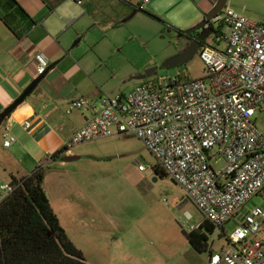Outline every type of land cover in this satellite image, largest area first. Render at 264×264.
I'll use <instances>...</instances> for the list:
<instances>
[{"label": "built area", "instance_id": "1", "mask_svg": "<svg viewBox=\"0 0 264 264\" xmlns=\"http://www.w3.org/2000/svg\"><path fill=\"white\" fill-rule=\"evenodd\" d=\"M154 1L141 0L136 10ZM213 24V43L198 52L205 79L151 77L124 95L71 102L67 115L82 111L90 117L65 150L117 136L140 140L186 201L214 225L207 264H264V208L247 209L264 191V134L253 122L264 114V24L231 6ZM36 60L37 78L45 76L47 58ZM12 125L8 121L7 128ZM24 127L30 129V122ZM15 142L5 135V148ZM221 162L225 166L216 170ZM15 190L11 184L0 189V208Z\"/></svg>", "mask_w": 264, "mask_h": 264}, {"label": "rangeland", "instance_id": "2", "mask_svg": "<svg viewBox=\"0 0 264 264\" xmlns=\"http://www.w3.org/2000/svg\"><path fill=\"white\" fill-rule=\"evenodd\" d=\"M228 6L249 18L256 13L264 16V0H229ZM145 9L127 22L114 18L90 26L73 45L105 50L102 41L108 37L119 47L130 70L143 73L158 68L153 77L181 73L192 80L205 79V65L198 53L185 65L164 67L187 48L188 40L180 32L194 28L204 18L197 0H155ZM206 41L213 43L214 36ZM116 84L128 93L141 82L131 80L123 85L119 80ZM253 122L264 134V114L258 112ZM67 153L76 159L67 162L61 157L53 171L60 187L65 184L62 188L69 191L76 186L77 193L71 192L75 195L71 200L56 199L54 209L88 264H206L207 254L196 252L185 237L203 223L202 214L186 201L184 191L171 178H160L154 172L157 162L140 140L117 136ZM140 166L146 171L141 172ZM224 166L221 162L214 167L221 170ZM77 195L82 209L75 203ZM255 206L264 208V191L247 209ZM228 229L232 232L234 227Z\"/></svg>", "mask_w": 264, "mask_h": 264}, {"label": "crops", "instance_id": "3", "mask_svg": "<svg viewBox=\"0 0 264 264\" xmlns=\"http://www.w3.org/2000/svg\"><path fill=\"white\" fill-rule=\"evenodd\" d=\"M140 2L84 0L83 6H78L72 0H0V114L37 79V56L42 54L49 62L44 79L26 102L0 123V189L11 184L12 178L28 177L37 167L45 165L51 169L45 178V189L54 211L56 199L71 200L72 194L77 193L76 186L69 191L62 188L65 184L60 187L52 159L90 117L82 111L67 115L71 102L127 94L116 82L120 80L125 85L135 80L132 76L144 72L137 68L130 70L119 47L108 37L102 41L105 50L89 51L73 43L81 41L90 26L109 19L113 22L114 18L127 22L136 15L134 11ZM218 2L197 0V5L205 17ZM251 16L247 18L264 24L262 14ZM8 121L13 122L10 129ZM25 122H30V129H25ZM7 133L16 138L9 148L4 147ZM63 156H68L67 151ZM75 199L82 209L81 197L77 195Z\"/></svg>", "mask_w": 264, "mask_h": 264}, {"label": "trees", "instance_id": "4", "mask_svg": "<svg viewBox=\"0 0 264 264\" xmlns=\"http://www.w3.org/2000/svg\"><path fill=\"white\" fill-rule=\"evenodd\" d=\"M19 11L28 18L21 8ZM138 12L135 9L134 14ZM65 152H57L52 159H61ZM50 171V167L41 165L28 177L12 178L11 185L16 190L0 208V264H88L53 210L45 189ZM154 172L160 178L167 177L158 166ZM214 233V225L204 219L185 237L196 252L207 254Z\"/></svg>", "mask_w": 264, "mask_h": 264}, {"label": "water", "instance_id": "5", "mask_svg": "<svg viewBox=\"0 0 264 264\" xmlns=\"http://www.w3.org/2000/svg\"><path fill=\"white\" fill-rule=\"evenodd\" d=\"M229 0H219V2L216 4L214 9L209 12L204 20L200 22L197 26L194 28L188 30L185 32L186 35H191L193 33H196L204 28V33L200 36V41H206L214 32L212 28H208V26L215 21L218 16L222 13V11L228 6ZM80 42V40L78 41ZM200 43L194 42L189 47H187L182 53L179 55L173 57L172 59L168 60L165 64V68H172V67H178L187 64L190 62L198 53V50L200 48ZM158 68H152L147 71H145L141 76H138L134 78L138 82L145 81L147 79H150L153 77V75L156 73ZM45 76H41L37 78L26 90L25 92L14 102L12 106L7 108L2 114H0V123L3 124L4 121L10 117L20 106H22L26 100L29 98V96L33 93V91L37 88V86L42 82ZM76 158L72 156H65L63 158L64 161H73Z\"/></svg>", "mask_w": 264, "mask_h": 264}, {"label": "flooded vegetation", "instance_id": "6", "mask_svg": "<svg viewBox=\"0 0 264 264\" xmlns=\"http://www.w3.org/2000/svg\"><path fill=\"white\" fill-rule=\"evenodd\" d=\"M205 18V17H204ZM204 18H203V20H204ZM202 20V21H203ZM201 21V22H202ZM208 28H212L214 31H215V27H214V24L213 23H211L209 26H208ZM205 29L206 28H204V29H202V30H200V31H198V32H196V33H193V34H191V35H186L185 33L184 34H182V36L183 37H185L187 40H188V45H187V47H189L192 43H194V42H197V43H200V48H199V50H198V52L201 50V48L204 46V44L205 43H207V41H200V36L204 33V31H205Z\"/></svg>", "mask_w": 264, "mask_h": 264}]
</instances>
